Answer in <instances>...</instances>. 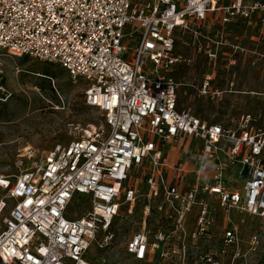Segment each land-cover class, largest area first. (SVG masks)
Here are the masks:
<instances>
[{"label": "built area", "instance_id": "2783aa9c", "mask_svg": "<svg viewBox=\"0 0 264 264\" xmlns=\"http://www.w3.org/2000/svg\"><path fill=\"white\" fill-rule=\"evenodd\" d=\"M236 25L251 30L252 48L230 39ZM186 35L192 59L206 62L197 94L213 101L225 93L215 83L220 65L264 68V0H0V52L59 66L102 118L67 144L25 149L13 182L0 179V264H90L89 248L100 235L99 248L109 245L121 206L139 198L146 218L162 199L155 209L168 228L150 236L144 220L126 245L138 262L185 259L187 241L211 240L218 207L264 221V131L255 119L210 124L177 107L174 75L185 62L177 43ZM180 137L201 143L192 172L170 170L163 156ZM76 202L89 207L78 218L68 214ZM224 235L235 244L234 227ZM192 264H218V256Z\"/></svg>", "mask_w": 264, "mask_h": 264}, {"label": "rangeland", "instance_id": "374dc122", "mask_svg": "<svg viewBox=\"0 0 264 264\" xmlns=\"http://www.w3.org/2000/svg\"><path fill=\"white\" fill-rule=\"evenodd\" d=\"M228 33L230 39L253 47L248 41L250 29L236 25L229 27ZM191 43L188 35L177 43V52L185 60L174 75L178 84V109L189 110L210 124L228 126L242 115L249 114L255 119L254 127L264 131V68L255 64L250 69L251 60L238 64V68L230 72L221 71L223 67L220 65L215 83L225 93L213 101L204 99L198 96L197 90L207 70L206 62L200 57L192 59ZM261 48H264V43ZM130 60L128 57L126 61ZM83 91L82 85L72 83L66 71L57 65L26 57L9 58L0 52V179L13 182L25 149L47 152L57 144H67L80 138L83 131L100 123L102 118L98 111L84 104ZM195 147H188L185 154L182 148L163 145L167 165L171 167L176 163L182 165L186 172L193 171L198 154ZM140 177L139 172L131 171V182L140 193H145L144 178ZM190 181L191 178H185L186 183ZM3 194L0 190V198ZM161 203L162 199L152 203L153 209L147 218L142 198L131 207L123 204L109 229L113 240L106 247L99 248L101 235L97 238L87 253L90 264H192L199 256L208 253L218 256V264H264V221L232 212L227 217L219 207L211 240L187 241L185 259L174 256L164 262L160 258H153L151 262L135 261L127 254L126 245L134 234L143 231L144 220L145 230L150 232V236L157 229L168 228L164 216L155 209ZM211 206L214 209L216 204ZM88 209V205L76 202L69 207L68 214L78 218ZM193 211L188 220L190 226L196 209ZM230 226L236 229V242L226 245L223 237ZM254 235L257 243L253 245L251 237Z\"/></svg>", "mask_w": 264, "mask_h": 264}, {"label": "crops", "instance_id": "0c3cea01", "mask_svg": "<svg viewBox=\"0 0 264 264\" xmlns=\"http://www.w3.org/2000/svg\"><path fill=\"white\" fill-rule=\"evenodd\" d=\"M203 120H205V119H203ZM168 146H170L172 148H177V149L182 148L183 149V152L185 154H187V148L188 147H190V146H196L195 148H196V150H197V152L199 154V150L201 148V143H200V141H198L196 139L186 138V137H180V138L176 139L174 142L170 143ZM198 154H197V157H199ZM197 157L195 159V164H196V161H197ZM176 165H178V164H176V163L175 164H172L171 167L168 166V165L167 166L171 170ZM194 168H195V166H194ZM189 172H192V170H190ZM209 174H210V172L207 173V176H209Z\"/></svg>", "mask_w": 264, "mask_h": 264}, {"label": "trees", "instance_id": "16d2710c", "mask_svg": "<svg viewBox=\"0 0 264 264\" xmlns=\"http://www.w3.org/2000/svg\"><path fill=\"white\" fill-rule=\"evenodd\" d=\"M45 77H49L48 75L44 74Z\"/></svg>", "mask_w": 264, "mask_h": 264}]
</instances>
